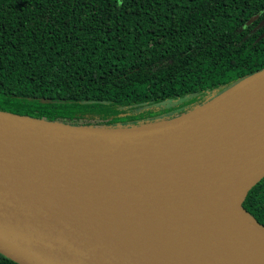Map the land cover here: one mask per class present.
Returning <instances> with one entry per match:
<instances>
[{
    "label": "water",
    "instance_id": "95a60500",
    "mask_svg": "<svg viewBox=\"0 0 264 264\" xmlns=\"http://www.w3.org/2000/svg\"><path fill=\"white\" fill-rule=\"evenodd\" d=\"M261 76L264 68L188 111L131 128L0 110V253L19 264H162V256L148 261L142 245L125 242L129 228L119 199L134 211L133 221L148 227L152 243L165 244V224L153 217V206L171 183L239 164L248 172L231 205L264 231L240 209L264 175V81L241 89Z\"/></svg>",
    "mask_w": 264,
    "mask_h": 264
},
{
    "label": "trees",
    "instance_id": "16d2710c",
    "mask_svg": "<svg viewBox=\"0 0 264 264\" xmlns=\"http://www.w3.org/2000/svg\"><path fill=\"white\" fill-rule=\"evenodd\" d=\"M263 18L264 0H0V110L159 122L264 68ZM240 209L264 226V175Z\"/></svg>",
    "mask_w": 264,
    "mask_h": 264
},
{
    "label": "bare ground",
    "instance_id": "6f19581e",
    "mask_svg": "<svg viewBox=\"0 0 264 264\" xmlns=\"http://www.w3.org/2000/svg\"><path fill=\"white\" fill-rule=\"evenodd\" d=\"M255 81H264V76L247 80L241 89ZM247 172L242 164L220 166L193 174L184 185L171 183L163 201L153 206V217L165 224L169 238L165 244L152 243L148 227L139 219L133 221L134 211L119 199L129 228L125 242L142 245L148 261L162 256V264H171L169 259L175 264H264V231L231 205L240 194ZM164 206L170 208L168 214ZM182 222L188 226L185 236L181 235ZM131 229H136L138 235ZM225 240L236 244V249L227 246Z\"/></svg>",
    "mask_w": 264,
    "mask_h": 264
}]
</instances>
